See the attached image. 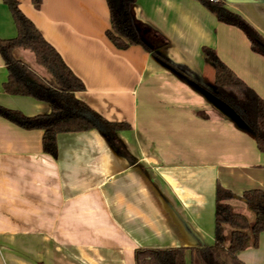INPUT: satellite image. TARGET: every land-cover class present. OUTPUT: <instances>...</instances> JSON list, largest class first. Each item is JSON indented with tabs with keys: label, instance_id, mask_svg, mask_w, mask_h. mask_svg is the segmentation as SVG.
<instances>
[{
	"label": "crops",
	"instance_id": "1",
	"mask_svg": "<svg viewBox=\"0 0 264 264\" xmlns=\"http://www.w3.org/2000/svg\"><path fill=\"white\" fill-rule=\"evenodd\" d=\"M18 1L83 82L75 99L131 128L115 137L98 129L60 134L53 157L43 151V129L0 116V264H135L138 249L212 246L218 185L248 213L241 195L264 190V154L254 136L141 46L115 48L106 36L107 0H41L39 8ZM221 1L264 38V0ZM134 11L167 38L163 52L173 61L211 79L213 68L202 54L210 47L264 99V56L201 3L136 0ZM16 34L0 0V39ZM32 54L19 53L39 78L49 79ZM7 80L0 55V106L6 109L45 116L47 123L79 112L72 100L58 101V116L51 103L8 95ZM238 257L264 264V233L257 248Z\"/></svg>",
	"mask_w": 264,
	"mask_h": 264
},
{
	"label": "trees",
	"instance_id": "2",
	"mask_svg": "<svg viewBox=\"0 0 264 264\" xmlns=\"http://www.w3.org/2000/svg\"><path fill=\"white\" fill-rule=\"evenodd\" d=\"M15 23L17 34L11 39H0V55L8 70L4 92L12 96L33 97L51 103L54 114L62 112L58 101L72 100L79 109L76 115L60 117L46 122L39 115L26 117L22 112L0 106V116L24 129H43V151L57 157V137L66 133H83L98 129L115 137L121 131L130 130L126 123H112L77 101L74 94L85 90L83 82L64 62L59 52L43 37L35 24L25 16L18 0H2ZM36 8L41 0H32ZM211 12L220 23L243 32L253 52L264 56V38L242 16L225 8L224 2L195 0ZM107 0L111 25L106 31L109 41L119 50L141 46L151 53L164 68L176 74L204 97L215 99L227 106L244 125L246 132L254 136L257 149L264 154V99L240 79L210 47H203L205 62L213 68L214 81L209 84L184 64L169 58L163 48L169 45L167 38L151 25L139 20L135 14L136 0ZM21 49L31 51L36 63L47 70L49 79L39 78L19 55ZM114 148L116 145L112 144ZM234 193L220 185L216 190L214 244L193 248L138 249L135 264H245L238 255L249 247L257 248L264 233V190L245 191L241 201L254 215L253 221L232 205ZM231 228L230 237L225 235ZM189 252V261L187 253Z\"/></svg>",
	"mask_w": 264,
	"mask_h": 264
},
{
	"label": "water",
	"instance_id": "3",
	"mask_svg": "<svg viewBox=\"0 0 264 264\" xmlns=\"http://www.w3.org/2000/svg\"><path fill=\"white\" fill-rule=\"evenodd\" d=\"M208 102H210L220 113H222L224 116H226L229 120L235 123V125L243 131H247L242 125V123L239 121L238 117L224 104L221 102L215 100V99H210L205 97Z\"/></svg>",
	"mask_w": 264,
	"mask_h": 264
},
{
	"label": "rangeland",
	"instance_id": "4",
	"mask_svg": "<svg viewBox=\"0 0 264 264\" xmlns=\"http://www.w3.org/2000/svg\"><path fill=\"white\" fill-rule=\"evenodd\" d=\"M116 4H118L116 1H118L119 2V0H113ZM30 53H31V51H29ZM32 56H34L33 54H32ZM213 70V69H212ZM207 80V82L209 83V84H212L213 83V81H214V71H213V78H208V79H206ZM242 202V201H241ZM244 204V203H243ZM238 212H240V213H242V214H245V215H247V217L249 218V220L250 221H253V219H254V215L248 210V209H246L247 210V214L245 213V212H243V210H241V208H239V206L237 207V208H235ZM230 234H231V228L230 227H226V229H225V235L227 236V237H229L230 236Z\"/></svg>",
	"mask_w": 264,
	"mask_h": 264
},
{
	"label": "built area",
	"instance_id": "5",
	"mask_svg": "<svg viewBox=\"0 0 264 264\" xmlns=\"http://www.w3.org/2000/svg\"><path fill=\"white\" fill-rule=\"evenodd\" d=\"M221 0H211L213 3H219Z\"/></svg>",
	"mask_w": 264,
	"mask_h": 264
}]
</instances>
